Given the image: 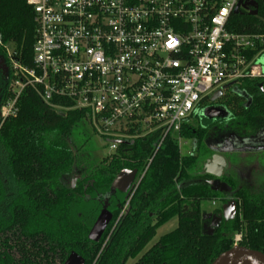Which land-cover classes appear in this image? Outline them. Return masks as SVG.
I'll use <instances>...</instances> for the list:
<instances>
[{"label": "trees", "instance_id": "1", "mask_svg": "<svg viewBox=\"0 0 264 264\" xmlns=\"http://www.w3.org/2000/svg\"><path fill=\"white\" fill-rule=\"evenodd\" d=\"M254 1L257 16L232 14L229 32L263 31L264 0ZM0 35L3 45L13 46L18 63L31 68L35 24L25 0H0ZM0 53L6 57L1 46ZM241 82L242 88L233 85L238 94L222 97L227 119L182 128L177 137L190 141L188 155L180 153L171 135L153 155L158 138L154 133L118 144L99 163L92 162L84 149L86 112H56L33 89H24L15 116L0 122V264H64L71 252L84 264H125L172 218L177 219L176 228L134 264H211L233 247L236 235L239 246L264 255V182L240 185L234 175H224L222 182L237 204L236 216L210 236L202 230L201 203L228 201L226 194L212 191L204 181L210 176L200 175L203 163L213 155L210 145L224 135L264 139V82L262 90L258 81ZM10 98L11 92L4 102ZM77 135L82 140L79 148L72 143ZM80 150L88 157L84 167ZM122 170H136L137 178L145 171L131 197L132 189L127 194L112 189ZM76 171L79 178L71 184L68 178ZM105 203L112 219L94 243L87 236ZM214 213L221 214V209Z\"/></svg>", "mask_w": 264, "mask_h": 264}, {"label": "built area", "instance_id": "2", "mask_svg": "<svg viewBox=\"0 0 264 264\" xmlns=\"http://www.w3.org/2000/svg\"><path fill=\"white\" fill-rule=\"evenodd\" d=\"M245 1L25 0L35 24L32 67L19 64L0 35L14 78L1 120L15 116L18 97L31 88L56 112H86L109 155L155 133L154 155L217 90L242 80L262 90L256 59L264 53V19L262 32L227 30Z\"/></svg>", "mask_w": 264, "mask_h": 264}, {"label": "water", "instance_id": "3", "mask_svg": "<svg viewBox=\"0 0 264 264\" xmlns=\"http://www.w3.org/2000/svg\"><path fill=\"white\" fill-rule=\"evenodd\" d=\"M240 7L244 10H248V14L250 16H257L258 8L257 3L255 1L246 0L244 3L239 2L233 10L234 15L242 13L240 11ZM233 85L234 83L228 84L214 92L213 95L210 97V102L217 101L222 96V91ZM208 111L209 110L202 112L201 116L209 115ZM211 117H214V115L212 114ZM211 150L214 154L203 163L200 175L210 176L214 178L213 180L206 182L212 191L227 193L230 191V187L220 181V178L222 177L223 172L227 167V160L224 155L231 153L245 154L251 153L253 151L259 152L264 150V147L254 148L246 145L245 143H240L239 145H229L227 148H211ZM136 175V170L120 171L112 183V189L121 194H127L134 183ZM138 184L139 183H137L136 185ZM221 211L222 217L218 218L214 216L212 218L213 226H215L217 222H219L221 219H223L224 221H231L235 218L237 213L236 202L234 200L227 201L222 206ZM111 219L112 214L108 211L107 205L105 203L95 222L93 223L91 229L89 230L87 236L88 240L94 243L99 242L106 228L108 227ZM207 235H211V232L207 233ZM84 263V260L74 252H71L66 261L64 262V264ZM211 264H264V255L258 251L250 250L240 246H234L231 249L218 255Z\"/></svg>", "mask_w": 264, "mask_h": 264}, {"label": "rangeland", "instance_id": "4", "mask_svg": "<svg viewBox=\"0 0 264 264\" xmlns=\"http://www.w3.org/2000/svg\"><path fill=\"white\" fill-rule=\"evenodd\" d=\"M8 52L10 54L13 53V46L7 45ZM256 64L260 65L263 70L264 74V53L261 54L256 59ZM237 86H240L241 88L244 86V82H238ZM210 101V98H209ZM208 101V102H209ZM208 102H204L203 106H206ZM222 103V99L219 101ZM198 115V114H197ZM199 117V116H198ZM196 116L192 117L188 122L184 125V127H193L197 128L198 121ZM84 133L87 137V142L84 146V149L87 150L89 155L92 157V162L99 163L101 159L108 156V146L107 141L101 138L99 135H97L95 132L92 131V129L88 126V123L84 126ZM177 140L179 151L183 156H186L190 153V141L185 140L181 137L174 136ZM73 145L75 148H79L81 146L82 140L81 136H74L72 140ZM79 160L81 161V166H85L88 157L84 154L83 150L79 151ZM225 157L228 160V167L225 170V175H234L235 178H237V172L240 173H250L251 180L255 182L256 185H261L264 182V151L259 153H245V154H225ZM91 163V161H90ZM79 178V172L76 171L74 175L70 176L68 178V182L71 184H75L76 180ZM137 180V179H136ZM135 180V181H136ZM216 203L215 209H218L220 207L219 201H214ZM218 203V204H217ZM211 202H202L201 203V209L204 212V216L206 219H209L213 216V209ZM177 226V219L172 218L165 224L159 226L156 229L154 237L150 240V242L146 245V247L142 250V252L134 259H129L125 264H134L151 246H153L160 237L163 235L173 231ZM209 227V226H208Z\"/></svg>", "mask_w": 264, "mask_h": 264}, {"label": "flooded vegetation", "instance_id": "5", "mask_svg": "<svg viewBox=\"0 0 264 264\" xmlns=\"http://www.w3.org/2000/svg\"><path fill=\"white\" fill-rule=\"evenodd\" d=\"M12 75H13V73H12L11 63H10L9 59L7 57H4V55H2L0 53V122H1V119H2V107H3L4 103H5L4 100H5L6 96H7V94L9 92H11V81H10V79H11ZM236 94H238V91L235 88V86H231V87L223 90L222 91V96L217 101H215V102H210L209 101L208 104L206 106H204V109L202 111H200V113L198 114L199 123L202 124L204 120L213 122V121L220 120L222 118L227 119L228 118V112H227L226 108L222 105V103H220L219 101L225 95L233 96V95H236ZM241 95L245 99V102H247V103L250 102L249 97H247L244 94H241ZM206 110H209L208 111L209 115L201 116V113L206 111ZM210 110H211V112H210ZM224 111H225V115H224ZM212 114L214 115V117H211ZM240 143H245L246 145L254 147V148L264 147V139L256 138V139L239 140V139H236L233 136H229V135H224L219 140L214 141V143L211 144L210 147L213 148V149L214 148L221 149V148H227L229 145H239ZM262 151H264V150H262ZM262 151H259V152H262ZM259 152H254L253 151V152H251V154L252 153H259ZM235 154H237V153H235ZM226 160H227V158H226ZM228 166L229 165H228V160H227V167ZM225 170L223 172L222 177L225 175L224 174ZM250 175L251 174L249 172L248 173L246 172L245 174L237 172V176L236 177L238 178V180L240 182V185H246L247 183H249V184L254 183V181L251 180ZM222 177L220 178L221 182H222ZM213 179L214 178H212V177L211 178H206V179H204V181L208 182V181H211ZM131 189H132V187H131ZM133 193L131 191L130 197L133 195ZM224 194H226V196L228 197V201L231 200V192L230 191L227 192V193H224ZM127 203H128V201H127ZM127 203H126L125 207L127 206ZM223 205L224 204L220 203V207L218 209H222ZM212 206L214 207L213 209H215L216 203H214V205H212ZM218 209H215L214 211H216ZM214 211H213V216L211 218L206 219L205 216H204L205 222L202 225V230H203V233L205 235H207V233H210V232H211V235H212L214 230L217 227H219L222 222H227V221H224L223 219H221L219 222H217V224L215 226H213L212 225V218L214 216L218 217V218L222 217V211H221V214H215ZM121 215H122V212L119 215V217H121ZM117 221H116V223H117ZM116 223H115V225H116ZM115 225L112 227V230L114 229ZM203 227H204V229H203ZM208 236H210V235H208ZM234 246H239V245L236 244V245H233V247Z\"/></svg>", "mask_w": 264, "mask_h": 264}]
</instances>
